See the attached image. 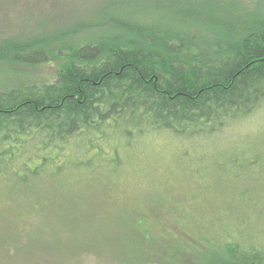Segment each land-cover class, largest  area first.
<instances>
[{"label":"trees","instance_id":"obj_1","mask_svg":"<svg viewBox=\"0 0 264 264\" xmlns=\"http://www.w3.org/2000/svg\"><path fill=\"white\" fill-rule=\"evenodd\" d=\"M149 1L172 17L127 8L120 20L110 6L102 20L79 21L70 31L0 42V62H44L56 46L64 59L55 82L0 91V192L8 193L6 184L29 196L60 187L70 191L56 179L84 171H96L112 189L128 164L126 153L141 148L149 132L212 136L264 100L262 11L241 0ZM86 27L93 29L88 37L74 38ZM45 176L53 183L46 185ZM65 204V196L49 205L37 197L16 219L6 210L5 223L19 231L21 221L54 214L46 223L64 226ZM224 231L217 242L201 237L188 263L264 264V242ZM203 241L213 245L208 256L199 254ZM6 258L5 264L64 263ZM83 262L89 259L74 264Z\"/></svg>","mask_w":264,"mask_h":264},{"label":"rangeland","instance_id":"obj_2","mask_svg":"<svg viewBox=\"0 0 264 264\" xmlns=\"http://www.w3.org/2000/svg\"><path fill=\"white\" fill-rule=\"evenodd\" d=\"M113 2H125L139 14L158 11L160 18L172 17L149 0H0V42L70 31L79 21H100ZM241 2L264 14V0ZM123 13L117 10V19ZM92 31L83 28L74 38L81 40ZM61 38L67 43L66 36ZM57 48L50 60L40 63L0 62V91L55 82L64 61ZM149 133L141 148L126 153L128 164L112 189L96 171L62 176L56 182L70 191L39 190V196L38 191L22 195L6 184L8 193L0 192V264L8 254L12 259L64 258L63 264L88 259L89 264H140L139 257L151 264H189L187 258L196 255L201 237L220 241L224 229V234L243 232L264 242V100L251 115L230 121L212 136ZM45 177L46 185L53 183ZM63 196L64 226L47 224L54 219L51 214L41 221H21L19 231L7 227L6 210L14 211L16 219L37 197L49 205ZM212 247L203 241L199 254L208 256Z\"/></svg>","mask_w":264,"mask_h":264}]
</instances>
